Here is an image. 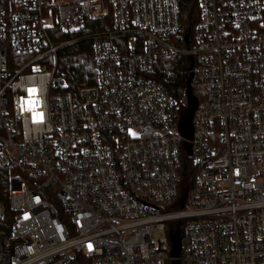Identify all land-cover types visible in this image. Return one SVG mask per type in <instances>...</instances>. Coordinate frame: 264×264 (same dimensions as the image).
Here are the masks:
<instances>
[{"label":"built area","instance_id":"built-area-1","mask_svg":"<svg viewBox=\"0 0 264 264\" xmlns=\"http://www.w3.org/2000/svg\"><path fill=\"white\" fill-rule=\"evenodd\" d=\"M196 3L191 40L183 0H0V165L20 169L0 264H173L177 228L182 264H264V0ZM82 38L96 78L72 91L56 66ZM179 54L192 139L154 73Z\"/></svg>","mask_w":264,"mask_h":264},{"label":"trees","instance_id":"trees-1","mask_svg":"<svg viewBox=\"0 0 264 264\" xmlns=\"http://www.w3.org/2000/svg\"><path fill=\"white\" fill-rule=\"evenodd\" d=\"M182 18L183 33L192 40V32L198 19L196 0H183ZM190 64L191 58L188 54L161 55L155 68L156 79L173 97L179 100L184 96L186 80L190 73ZM56 72L63 75L66 87L72 91H77L82 86L92 84L96 78V59L92 40L90 38H82L67 45L58 56ZM19 171L20 169L14 165H0V198L8 205L9 189L11 187L10 177L13 173ZM193 176L194 166L190 157L185 154L182 193H185L191 184ZM48 198L53 202L55 201L52 197Z\"/></svg>","mask_w":264,"mask_h":264},{"label":"water","instance_id":"water-1","mask_svg":"<svg viewBox=\"0 0 264 264\" xmlns=\"http://www.w3.org/2000/svg\"><path fill=\"white\" fill-rule=\"evenodd\" d=\"M192 58V57H191ZM193 68V60L190 64V70ZM193 77V72L190 71L187 80H186V104L184 105L179 118V128L182 133V135L186 139H192L193 138V116L194 112L198 105V100L196 95L193 92L191 81ZM187 153L191 154V147L188 145L187 147ZM170 238L172 240V250L171 254L174 257L173 264H182L179 256L181 252V235H180V229L177 228L175 231L170 232Z\"/></svg>","mask_w":264,"mask_h":264},{"label":"rangeland","instance_id":"rangeland-1","mask_svg":"<svg viewBox=\"0 0 264 264\" xmlns=\"http://www.w3.org/2000/svg\"><path fill=\"white\" fill-rule=\"evenodd\" d=\"M155 234H156L157 236H162L163 234H165V231H163V230H161V229H156V230H155Z\"/></svg>","mask_w":264,"mask_h":264}]
</instances>
